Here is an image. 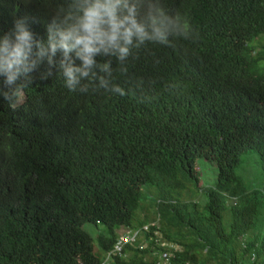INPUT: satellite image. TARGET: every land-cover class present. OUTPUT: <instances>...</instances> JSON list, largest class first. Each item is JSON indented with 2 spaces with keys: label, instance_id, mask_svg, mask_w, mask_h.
<instances>
[{
  "label": "trees",
  "instance_id": "1",
  "mask_svg": "<svg viewBox=\"0 0 264 264\" xmlns=\"http://www.w3.org/2000/svg\"><path fill=\"white\" fill-rule=\"evenodd\" d=\"M66 2L0 0V34L26 18L46 40ZM158 2L182 34L145 43L123 65L109 57L108 88L81 91V81L72 91L45 57L22 102L0 95V264H153L132 245L106 259L119 229L151 222L138 214L145 185L179 244L173 264H264V191L237 173L250 152L264 171V0ZM198 158L216 163L214 185H200ZM184 193L204 201L182 219ZM85 223L104 226L101 256Z\"/></svg>",
  "mask_w": 264,
  "mask_h": 264
},
{
  "label": "clouds",
  "instance_id": "2",
  "mask_svg": "<svg viewBox=\"0 0 264 264\" xmlns=\"http://www.w3.org/2000/svg\"><path fill=\"white\" fill-rule=\"evenodd\" d=\"M181 34L158 0H67L47 25L46 40L35 38L26 18H17L9 32L0 34V95L12 107L22 102L30 74L45 57L48 74L58 66L72 91L81 81V91L108 88L114 71L109 57L123 65L145 43L169 45L170 35ZM112 91L125 95L118 83Z\"/></svg>",
  "mask_w": 264,
  "mask_h": 264
},
{
  "label": "rangeland",
  "instance_id": "3",
  "mask_svg": "<svg viewBox=\"0 0 264 264\" xmlns=\"http://www.w3.org/2000/svg\"><path fill=\"white\" fill-rule=\"evenodd\" d=\"M197 169L200 177V185L202 187H207L214 185L217 181L218 176V167L216 163L211 162L205 158L197 159ZM237 173L242 175L244 178V183H247L250 189L253 188H262L264 191V171L259 163L258 155L254 152L247 153L242 156L241 166L238 168ZM247 185L243 184L238 188L240 193L247 191ZM197 187L192 185V190H195ZM157 192V189L152 186L145 185L142 187V198L141 202L144 205V209H139L138 214L143 216L144 214L149 213L151 217V222L155 221L158 218L156 213L154 193ZM181 202H175L174 206L177 209V213L180 218H188L195 216L197 214V202H203L204 198L201 193H198L196 196L194 193H184ZM83 228L88 231L95 239V251L101 256V250L99 249L98 244V234L100 231L104 230V226L99 225L98 227L92 223H85ZM124 229V228H122ZM259 231L264 233V213L262 214L258 222Z\"/></svg>",
  "mask_w": 264,
  "mask_h": 264
},
{
  "label": "built area",
  "instance_id": "4",
  "mask_svg": "<svg viewBox=\"0 0 264 264\" xmlns=\"http://www.w3.org/2000/svg\"><path fill=\"white\" fill-rule=\"evenodd\" d=\"M117 232V241L106 259L112 254H123L125 247L132 245L146 251V258L153 264H173L179 244L164 236L160 218L144 224L140 229L125 228Z\"/></svg>",
  "mask_w": 264,
  "mask_h": 264
}]
</instances>
